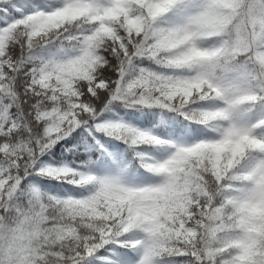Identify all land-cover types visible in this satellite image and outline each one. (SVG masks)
Returning a JSON list of instances; mask_svg holds the SVG:
<instances>
[{
    "label": "snow or ice",
    "instance_id": "obj_1",
    "mask_svg": "<svg viewBox=\"0 0 264 264\" xmlns=\"http://www.w3.org/2000/svg\"><path fill=\"white\" fill-rule=\"evenodd\" d=\"M0 264H264V0H0Z\"/></svg>",
    "mask_w": 264,
    "mask_h": 264
}]
</instances>
